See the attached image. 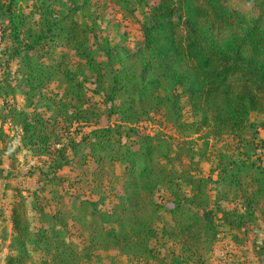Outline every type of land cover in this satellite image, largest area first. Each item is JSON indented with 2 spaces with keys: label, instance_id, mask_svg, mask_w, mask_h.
Instances as JSON below:
<instances>
[{
  "label": "trees",
  "instance_id": "1",
  "mask_svg": "<svg viewBox=\"0 0 264 264\" xmlns=\"http://www.w3.org/2000/svg\"><path fill=\"white\" fill-rule=\"evenodd\" d=\"M226 1L110 0L123 18L139 10L131 51L102 35L106 0L97 14L90 0H0V96L24 101L3 106L0 124L17 125L47 169L30 194L38 222L18 193L11 205L5 264L110 251L133 264H206L220 227L232 242L264 232V140L251 119L264 114V0H238L246 13ZM157 122L174 136L149 133ZM211 140L223 141L214 153ZM211 162L214 181L201 169ZM212 183L223 187L214 201ZM254 244L264 255V238Z\"/></svg>",
  "mask_w": 264,
  "mask_h": 264
},
{
  "label": "rangeland",
  "instance_id": "2",
  "mask_svg": "<svg viewBox=\"0 0 264 264\" xmlns=\"http://www.w3.org/2000/svg\"><path fill=\"white\" fill-rule=\"evenodd\" d=\"M93 7L92 9L97 14V6L100 5L102 0H90ZM109 8L107 9L106 22L100 24L102 35L106 37L113 45H119L125 47L131 51H134L141 42V33H140V24L141 16L138 8L134 14L130 17L123 18L120 13H116L110 5V0H106ZM226 4L232 8L239 9L243 12H250L251 8L245 5L240 4L238 0H227ZM117 8V7H116ZM10 75L14 73L15 66L13 65L10 69ZM13 77V75H11ZM5 71L3 67H0V86L4 85ZM88 89L92 86L88 85ZM50 89L54 90L52 86ZM90 94V93H89ZM97 101L99 99L95 97ZM5 107H16L17 109H23L24 101L22 96L16 95L14 98L7 97L4 98L0 96V110H3ZM187 108H184V119L187 122H191L192 118L189 117V114L186 113ZM6 114V111L3 112V115ZM252 121L256 123L259 127V137L264 140V129L260 126L264 122V114L251 116ZM3 134L5 137L0 141V264H5V257L10 253L8 251V238L11 235V224L9 221L10 208L15 199H17L16 194L18 193L23 199H25L27 204V212L31 225H35L38 222V217L35 212L31 211V196L30 194L44 185V182L41 181L40 172H47L45 157H36L24 148L20 143L21 132L17 125H15L11 120L6 119L3 124H0ZM148 132L151 134L160 133L174 136L173 130L167 126L157 123H151L147 125ZM85 128L83 131H87ZM223 141H220L219 144L211 140L209 145L210 153H214L215 149L221 147ZM259 158L262 161L264 166V150L259 153ZM213 157H211L212 159ZM213 162L210 163H201L202 174L211 176V179L216 180L215 173L210 172ZM213 168V167H212ZM223 187L210 184L209 186V195L210 199L214 201L216 193L223 192ZM71 202V201H70ZM74 205V204H73ZM72 205V206H73ZM221 205L225 209H230V204L221 202ZM105 206H109L106 204ZM220 233L217 238L216 243L214 244L213 250L210 254V259L206 264H229L232 261L237 264H264V255L259 257L253 251V246L256 251H259L256 246H259L262 239L264 238V232H262V227L257 229L253 228L254 232L248 234L246 239L243 238L241 232H235L237 237V242H232L231 237L227 235V232L224 227H220ZM70 237L71 240L82 245L86 242V233L81 231L78 226L70 227ZM171 246L167 244L162 247L156 246V249L160 251V259L165 257L168 251V247ZM171 248V247H169ZM172 249V248H171ZM95 258L90 262L84 264H133L126 260L124 257L119 256L116 252H96ZM231 255V257H230ZM257 257L259 258V263L256 261Z\"/></svg>",
  "mask_w": 264,
  "mask_h": 264
}]
</instances>
